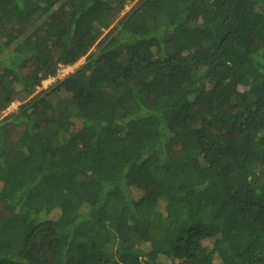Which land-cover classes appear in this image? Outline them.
Listing matches in <instances>:
<instances>
[{
  "label": "trees",
  "instance_id": "trees-1",
  "mask_svg": "<svg viewBox=\"0 0 264 264\" xmlns=\"http://www.w3.org/2000/svg\"><path fill=\"white\" fill-rule=\"evenodd\" d=\"M134 1L0 0V264H264V0Z\"/></svg>",
  "mask_w": 264,
  "mask_h": 264
},
{
  "label": "rangeland",
  "instance_id": "rangeland-1",
  "mask_svg": "<svg viewBox=\"0 0 264 264\" xmlns=\"http://www.w3.org/2000/svg\"><path fill=\"white\" fill-rule=\"evenodd\" d=\"M138 0H135L134 2H130L124 9V11L122 12V14L120 15V17L118 18V21L121 20L127 13H129L132 8L137 5ZM117 23V22H116ZM109 31L105 32L104 36L101 38V40L98 42V44L100 43L105 44L106 42V35ZM86 63V58L81 59L77 64H75L74 66H71L70 68H62L61 66L59 67L57 76L54 78H50L46 81H44L42 87H40L37 91V94L42 92L45 89H49L50 87H52L53 85L56 84L57 81H64L65 79H67L70 75H72L73 73L75 74L84 64ZM23 108V104L22 103H14L11 105V107L9 108V110H7L6 112H2L0 113V121L3 120L5 117L7 116H12L14 114H17L21 109ZM205 245H207L208 247L210 246L209 243H205ZM210 248V247H209Z\"/></svg>",
  "mask_w": 264,
  "mask_h": 264
},
{
  "label": "clouds",
  "instance_id": "clouds-1",
  "mask_svg": "<svg viewBox=\"0 0 264 264\" xmlns=\"http://www.w3.org/2000/svg\"><path fill=\"white\" fill-rule=\"evenodd\" d=\"M73 66H74V65H73ZM61 67H62V68H64V67H66V68H70L71 66H61ZM18 103H20V102H18ZM7 110H9V108H8ZM7 110H6V111H7ZM6 111H4V112H6ZM7 117H9V116H7ZM7 117H5V118H7ZM5 118H4V119H5ZM4 119H3V120H4ZM1 121H2V120H1Z\"/></svg>",
  "mask_w": 264,
  "mask_h": 264
}]
</instances>
